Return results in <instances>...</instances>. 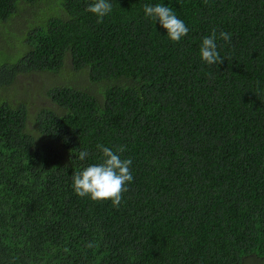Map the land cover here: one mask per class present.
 Listing matches in <instances>:
<instances>
[{
  "label": "trees",
  "instance_id": "1",
  "mask_svg": "<svg viewBox=\"0 0 264 264\" xmlns=\"http://www.w3.org/2000/svg\"><path fill=\"white\" fill-rule=\"evenodd\" d=\"M41 1L0 0V24L19 22L2 33L35 21L0 48L21 49L0 91L65 67L75 81L34 111L0 102V264H264V0H110L99 23L92 0ZM149 4L188 34L169 40ZM213 29L224 61L209 66ZM98 144L132 160L119 207L74 193Z\"/></svg>",
  "mask_w": 264,
  "mask_h": 264
},
{
  "label": "clouds",
  "instance_id": "2",
  "mask_svg": "<svg viewBox=\"0 0 264 264\" xmlns=\"http://www.w3.org/2000/svg\"><path fill=\"white\" fill-rule=\"evenodd\" d=\"M86 11L96 16L99 23L112 11V4L110 0H92ZM144 14L146 19L159 22L172 42H179L188 34L189 29L184 21L179 19L170 7L162 4L145 5ZM219 39L230 42L232 36L221 31ZM216 40L217 33L213 29L211 35L202 40L199 48L200 59L209 66L224 61L217 51ZM97 149L102 153L101 162L91 164L74 174L72 183L74 193L80 198L87 197L93 202L111 201L113 207H119L122 194L128 191L127 185L134 179L131 173L132 160L121 159L120 154L126 151L124 146H118L113 150L98 144ZM88 155L87 151H81L79 159L83 161ZM87 246L92 247L91 244Z\"/></svg>",
  "mask_w": 264,
  "mask_h": 264
},
{
  "label": "rangeland",
  "instance_id": "3",
  "mask_svg": "<svg viewBox=\"0 0 264 264\" xmlns=\"http://www.w3.org/2000/svg\"><path fill=\"white\" fill-rule=\"evenodd\" d=\"M58 1L59 0H57L56 3H58ZM54 2L55 0H42L35 7L45 8L47 5H51ZM32 11L37 12L36 10ZM35 18L39 17L35 15ZM45 18L48 17L46 16L44 11L42 13V22L46 20ZM9 21L11 22H3V24L5 23V25L0 24V48L7 53H12L14 48L19 47L21 41L24 42L25 37L23 33L28 32L35 27V25H32L35 21L30 20L29 23L20 22L21 25L19 27H15L14 30H12L13 34L11 32H6V34H4L2 33L5 30L4 26H8L11 23H19L18 21H13L12 19ZM39 27L42 26L40 25ZM9 31H11V29H9ZM4 51H0V65H5L6 63L11 65L19 59V53L21 49H18L15 54L9 55H7V53H5ZM69 70L70 68L65 67V69L61 71L56 77L57 82L55 81V75L51 73H21L17 75L14 84L12 86H9L8 91H0V102L8 100V103H12V105L21 103L27 104L29 105V111H34L41 106V101H44V99H46L45 94L47 90H49V87L58 86V84H68V81L70 79L71 81L69 82L73 83L75 81L74 77L71 78V76L68 74ZM42 87H44V89H42ZM46 88L47 90L45 91Z\"/></svg>",
  "mask_w": 264,
  "mask_h": 264
}]
</instances>
